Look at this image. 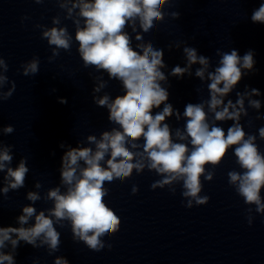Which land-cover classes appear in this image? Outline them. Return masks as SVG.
<instances>
[{"label": "clouds", "instance_id": "9594fccd", "mask_svg": "<svg viewBox=\"0 0 264 264\" xmlns=\"http://www.w3.org/2000/svg\"><path fill=\"white\" fill-rule=\"evenodd\" d=\"M34 2L43 4L45 0ZM55 2L66 13L64 19L73 22L74 40L78 43L77 51L83 66L106 72L109 80L122 83L124 92L114 99L107 93L102 97L93 96V102L98 107L107 108L109 122L118 125V128L104 131L99 139L95 135L87 136L88 144L94 145V149L89 146H67L68 150L61 157L59 185L49 189L43 197L38 191H29L26 198L31 205L22 208V214L18 216L20 226L0 227V264H16V250L21 241L33 248L47 245L49 255L59 251L61 233L56 225L64 227L65 221L70 224L74 241L83 242L94 252L105 247L110 250L112 245L105 244L102 237L117 233L121 220L105 202L109 194L105 184L117 179L123 183L132 177L133 172L139 175L147 169L160 176L151 184L153 190L167 187L175 195L176 185L179 184L186 208L205 205L210 197L201 195L203 181L211 182L215 175L207 168L209 165L212 169L218 167L230 149L242 171H229L228 183L248 206L244 210L248 225L252 226L254 213L264 215V153L256 143L257 135L246 133L240 123L241 114L248 115L244 107L245 97L261 93L255 88L249 92L245 86V92L236 93L235 103L231 99L227 102L224 100L243 77L254 70L255 51L249 49L241 56L237 49L227 52L217 49L218 66L214 71H209L210 58L198 55L197 49L187 46L185 42L183 53L187 64L185 67L174 66L170 75L181 78L185 73L191 75V66L198 63L201 67L196 69L195 75L204 80L207 73L209 99L186 104L183 111L184 128L175 130L174 139L172 129L165 121L173 115L180 120L181 114L168 102L170 93L162 86V82L167 83L168 80L162 71L167 67L163 59L164 50L155 48L151 41L144 42L141 33L156 28L165 16L179 19V12L164 11L166 5L171 8L176 0ZM26 19L29 17H22V21ZM250 20L264 25V2L253 10ZM60 25L59 15L52 17L51 27L35 25L41 29V39L47 40L52 49L48 57L50 63L60 56L61 50L70 52L72 48L73 35L66 26ZM128 27L136 33L135 40L139 43L135 48L133 37L125 31ZM176 47H180V44L177 43ZM168 48L171 51L172 46ZM21 68L24 76L37 75L40 71L39 57L33 56L22 63ZM8 70L7 62L0 56V102L11 98L16 89L15 81H10L6 75ZM97 79L99 83L94 86L93 93L107 86V81L102 77ZM9 84L11 86L4 91ZM58 102L66 104L67 99L59 98ZM161 105L163 108L153 114V110L160 109ZM249 106L259 109L261 101L250 99ZM209 112L213 114L211 121ZM255 119H264V115L258 114ZM216 121L233 123L225 131ZM13 131L12 125L0 129L5 135ZM258 136L264 140V127L258 129ZM59 147L65 148L66 145L61 143ZM12 149V145L0 141V172L6 173V186L0 192L4 195L10 190L25 187L29 172L26 157H22L15 168L9 166L13 161ZM35 187L40 189L42 185L37 182ZM138 191V187L133 185L132 194ZM41 199L52 201V207L37 213L32 205ZM32 218L34 223L25 227ZM9 244L11 252L3 251ZM54 264H69V261L57 257Z\"/></svg>", "mask_w": 264, "mask_h": 264}]
</instances>
